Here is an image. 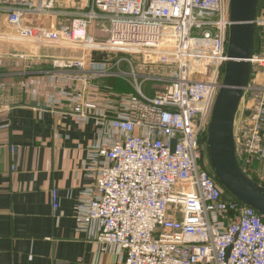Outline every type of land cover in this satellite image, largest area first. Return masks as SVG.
I'll list each match as a JSON object with an SVG mask.
<instances>
[{
  "label": "built area",
  "instance_id": "obj_1",
  "mask_svg": "<svg viewBox=\"0 0 264 264\" xmlns=\"http://www.w3.org/2000/svg\"><path fill=\"white\" fill-rule=\"evenodd\" d=\"M228 2L90 0L69 16L50 0H0L6 25L0 42L28 47L9 57L26 63L24 74L42 77L44 90L36 94L25 81L6 87L29 90L46 108H66L78 126L93 120L101 131L80 219L98 226L97 241L118 250L122 264H264V219L223 198L205 156L228 59ZM254 28L258 47L234 141L241 170L264 187V0ZM40 50L63 54L40 56ZM93 53L108 58L94 60ZM127 57H139V67ZM35 64L49 68L33 70ZM108 78L130 92L100 84ZM5 92L1 84L0 108L18 103ZM51 202L56 209V190Z\"/></svg>",
  "mask_w": 264,
  "mask_h": 264
},
{
  "label": "crops",
  "instance_id": "obj_2",
  "mask_svg": "<svg viewBox=\"0 0 264 264\" xmlns=\"http://www.w3.org/2000/svg\"><path fill=\"white\" fill-rule=\"evenodd\" d=\"M87 5L59 3L55 8L73 16ZM0 30H6L1 17ZM19 51L30 50L0 42V85L5 95L19 99L0 108V264H122L118 250L97 241L98 226L83 225L80 219L100 160L92 152L101 143V131L93 120L78 126L66 108H46L29 90L7 88L25 81L36 94L44 90L42 77L24 74L26 63L9 57ZM44 52L37 51L40 56L63 54ZM48 68L35 64L32 69ZM118 80L108 78L103 84L129 93ZM11 146L16 148L11 151ZM52 190L57 191L56 209Z\"/></svg>",
  "mask_w": 264,
  "mask_h": 264
},
{
  "label": "water",
  "instance_id": "obj_3",
  "mask_svg": "<svg viewBox=\"0 0 264 264\" xmlns=\"http://www.w3.org/2000/svg\"><path fill=\"white\" fill-rule=\"evenodd\" d=\"M260 0H229L227 62L207 126L205 156L223 198L252 208L264 219V187L241 170L234 141L235 117L247 88L254 52V20Z\"/></svg>",
  "mask_w": 264,
  "mask_h": 264
},
{
  "label": "rangeland",
  "instance_id": "obj_4",
  "mask_svg": "<svg viewBox=\"0 0 264 264\" xmlns=\"http://www.w3.org/2000/svg\"><path fill=\"white\" fill-rule=\"evenodd\" d=\"M89 1L90 0H50V5L55 7L56 5H59V3L61 5H78V6H82V5H85L87 2L89 4ZM97 34H95L96 36ZM104 35H106V32H98V35L99 36V40L101 41H104ZM45 54H48V53H54L53 51H45L44 52ZM92 58L94 60H98V61H102V60H105L108 58L107 54L106 53H93L92 54ZM127 59L132 63V65H134L135 69L139 67L140 65V58L139 57H127ZM124 70H130V67L129 65H127L126 67H124ZM100 83H105L104 80H100L99 81ZM151 85V84H149ZM153 85H157V83L153 84Z\"/></svg>",
  "mask_w": 264,
  "mask_h": 264
},
{
  "label": "trees",
  "instance_id": "obj_5",
  "mask_svg": "<svg viewBox=\"0 0 264 264\" xmlns=\"http://www.w3.org/2000/svg\"><path fill=\"white\" fill-rule=\"evenodd\" d=\"M259 6V5H258ZM254 43H255V45H254V48H255V51L257 50V47H258V39H257V37H256V35H255V39H254ZM105 80H107V79H105ZM118 81H120V80H118ZM123 83V82H122ZM106 84V83H105ZM124 84V83H123ZM125 86L124 87H127V85L126 84H124ZM128 88V87H127ZM122 90H117V89H114L113 88V90L115 91V92H117V93H124V92H122V91H124V89L125 90H127L126 88H121Z\"/></svg>",
  "mask_w": 264,
  "mask_h": 264
}]
</instances>
